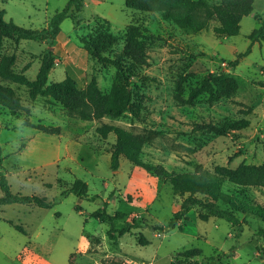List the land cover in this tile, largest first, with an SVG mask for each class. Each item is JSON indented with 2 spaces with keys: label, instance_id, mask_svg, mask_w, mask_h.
I'll list each match as a JSON object with an SVG mask.
<instances>
[{
  "label": "rangeland",
  "instance_id": "rangeland-1",
  "mask_svg": "<svg viewBox=\"0 0 264 264\" xmlns=\"http://www.w3.org/2000/svg\"><path fill=\"white\" fill-rule=\"evenodd\" d=\"M206 1L214 4L220 0ZM125 2L110 0L96 9L87 8L81 24L74 28L78 37L109 28L119 37L108 53L111 56L122 52L128 25L144 30L148 65L137 70L131 83L138 115L125 113L118 118L86 120L52 97L31 99L28 89L17 84L12 87L28 110L13 113L0 106V175H6L13 193L36 195L52 202L51 208L0 206V264H171L176 255L191 248L200 249L201 254L190 264H264V220L257 211H264V189L241 188L224 180L223 190L249 205L239 214L238 225L216 217L202 221L200 210L193 209L188 219L180 222L181 227L154 230V226H168L179 209L171 185L126 157H121L119 168L113 170L115 135L109 133L103 138L98 133V128L107 124L146 136L140 159L177 173H194L198 167L213 173L218 166L237 168L264 163V42L250 46L248 38L264 21V8L259 11L263 0L255 3L261 22L248 17L234 37L217 34L216 20L207 30L196 33L165 20L160 12L128 9ZM66 3L0 0V10L6 22L41 29ZM72 28L71 19L61 27L65 32ZM44 48L32 41L4 42V52L15 51L17 55L18 71L31 63L25 72L30 80L38 73V55ZM234 61L238 62L236 66L232 65ZM75 71V82L81 90L93 76L104 94L116 81L113 66L91 59L86 71ZM72 72L63 63L55 65L49 84L71 77ZM212 73L220 79L235 76L237 92L212 102L209 93L193 104L176 100L178 82L182 83L183 97L188 98L191 90ZM241 119L249 121L248 127L229 130L227 135L200 127H221ZM26 122L59 128L60 133L48 134ZM77 179L88 184V197L62 196ZM104 202L108 203V213L125 214V218L114 222L117 229L133 218L142 220L146 227L117 233V239L112 240L108 235L110 224L91 217Z\"/></svg>",
  "mask_w": 264,
  "mask_h": 264
},
{
  "label": "trees",
  "instance_id": "trees-1",
  "mask_svg": "<svg viewBox=\"0 0 264 264\" xmlns=\"http://www.w3.org/2000/svg\"><path fill=\"white\" fill-rule=\"evenodd\" d=\"M128 9L143 12H160L165 20H172L182 28H190L199 33L209 28L210 22L216 20L219 26L215 32L219 35L234 37L240 32V23L243 18L254 11L256 0H220L210 4L206 0H125ZM84 0H67L66 6L55 13L47 25L41 29H28L6 22L4 12L0 10V106L15 113L28 110L21 103V98L12 84L24 86L28 89L31 99L38 96L52 97L66 110L78 112L86 120H100L103 117L118 118L125 113L138 115L137 104L134 103L135 92L131 89L133 78L137 77V70L148 65V38L144 30L135 24L126 27L125 43L119 55L111 56L108 53L116 46L119 37L109 28L96 29L88 36L78 37L82 48L88 53L91 60L97 63L113 66L116 69V81L109 93L104 94L98 87L96 76H93L85 90L77 87L74 79L67 77L60 82L49 84V75L56 65V56L53 51L56 37L61 32V25L66 19H71L75 28L83 20ZM250 46L264 42V21L249 35ZM6 39L15 42L32 41L44 44L40 52V68L34 80H30L25 72L31 67L27 63L21 71L16 69L17 55L4 52ZM247 52L243 56H246ZM237 61L232 65L236 66ZM214 86L216 87L214 89ZM239 87L235 76L227 75L220 79L217 74L206 76L200 85L193 88L188 98L182 95V83L178 82L179 92L176 100L181 104H193L203 94L209 93L210 101L219 100L234 95ZM32 128L39 129L48 134H59V128H49L26 122ZM249 121L245 119L229 122L219 127L213 124L200 126L219 135H227L229 130H242L248 127ZM98 133L106 138L114 133L115 144L111 152V168L117 170L121 157H126L133 165L144 169L156 177L163 178L173 190L174 197L179 200V209L173 214L168 226H154V230L164 231L166 228L181 227L180 222L188 219L193 209H199V218L207 221L211 217L224 219L233 226L240 223L239 214L249 207L244 201L225 192L223 182L227 180L237 187H258L264 189V163L261 165L241 164L237 168L218 166L213 173L198 167L194 173H177L168 171L162 165H152L143 162L140 154L148 141L144 135L131 130L103 125ZM0 206L10 204L34 205L39 208H51L52 202L36 195H22L13 193L6 175H0ZM89 187L81 179L75 180L72 186L62 192V196L75 194L78 197H88ZM104 206L91 214V217L110 224L108 232L112 240L117 239V233H124L131 229L146 227L142 220L133 218L125 221L121 229L115 227L114 222L125 218L122 212L110 214ZM264 220V211L257 208ZM79 210V209H78ZM20 231L18 226L16 227ZM201 254L198 248H191L175 256L171 264H190L195 257ZM111 264H120L113 262ZM193 264H200L198 261Z\"/></svg>",
  "mask_w": 264,
  "mask_h": 264
},
{
  "label": "crops",
  "instance_id": "crops-1",
  "mask_svg": "<svg viewBox=\"0 0 264 264\" xmlns=\"http://www.w3.org/2000/svg\"><path fill=\"white\" fill-rule=\"evenodd\" d=\"M257 1H259V0H257ZM107 2H110V0H89V1L84 0V11L89 7H91V9H93V8L96 9L99 5H101L103 3H107ZM259 7H261L259 10L261 12L262 9L264 8V0L262 3H260ZM259 11L256 10V6H254V11L252 12V14L243 18L240 25L248 17H252V18L256 19L258 22H261V19H258V14H259L258 12ZM92 15L93 14H90L88 16H92ZM63 23H62V25H63ZM62 25H61V27H62ZM260 25H261V23H260ZM76 32H77V30L74 28V25H73V28L68 32H65L61 29L60 34L56 37L55 45L53 47V51H54V54L56 56V65L63 63L64 67H66L67 70L69 68H72L74 70V73L72 72L71 78L74 80H77L76 79L77 75H76L75 70L86 71L87 66L89 65V62H90V57H89L88 53L82 48V45H81V43L77 37L78 35L76 34ZM73 35H75V36L73 37ZM256 44H258V43H256ZM42 45L45 46L44 44H42ZM260 45H262V44H260ZM43 50L44 49H41V51H43Z\"/></svg>",
  "mask_w": 264,
  "mask_h": 264
}]
</instances>
